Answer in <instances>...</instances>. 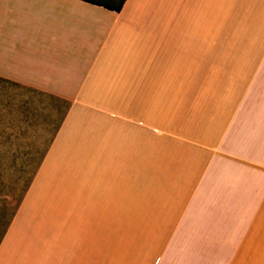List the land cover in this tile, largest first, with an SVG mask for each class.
I'll return each instance as SVG.
<instances>
[{
    "label": "crops",
    "instance_id": "0c3cea01",
    "mask_svg": "<svg viewBox=\"0 0 264 264\" xmlns=\"http://www.w3.org/2000/svg\"><path fill=\"white\" fill-rule=\"evenodd\" d=\"M0 81L69 100L0 264H264V0H0Z\"/></svg>",
    "mask_w": 264,
    "mask_h": 264
},
{
    "label": "rangeland",
    "instance_id": "374dc122",
    "mask_svg": "<svg viewBox=\"0 0 264 264\" xmlns=\"http://www.w3.org/2000/svg\"><path fill=\"white\" fill-rule=\"evenodd\" d=\"M67 104V99L0 81V235Z\"/></svg>",
    "mask_w": 264,
    "mask_h": 264
},
{
    "label": "trees",
    "instance_id": "16d2710c",
    "mask_svg": "<svg viewBox=\"0 0 264 264\" xmlns=\"http://www.w3.org/2000/svg\"><path fill=\"white\" fill-rule=\"evenodd\" d=\"M88 1H91V2H94V3L100 4V5L106 6L108 8H111V9H114V10H117V11L122 9V7L124 5V2H125V0H88ZM68 108H69V104H67V106L65 108V111L63 112V114H62V116L60 118V121H59V123H58V125H57V127L55 129L53 138L55 137L57 131L59 130L61 124L63 123V121L65 119V116L67 114ZM53 138L51 139L50 144H51ZM50 144H49V146H50ZM49 146H48L47 150L45 151L42 159L39 161V164L36 166L35 170L32 172V175H31V177L29 178V180H28V182L26 184L25 191H24L23 195L21 196L20 200L18 201V203H17V205L15 207V210L12 212L11 217L7 221L4 230L2 231V233L0 235V244H1V242H2V240L4 238V236H5L8 228H9L13 218L15 217V215H16L18 209H19V206H20V204H21V202H22L27 190L30 187V185H31V183H32V181H33V179H34V177H35V175H36V173H37L42 161H43V158H44L45 154L47 153V151L49 149Z\"/></svg>",
    "mask_w": 264,
    "mask_h": 264
}]
</instances>
